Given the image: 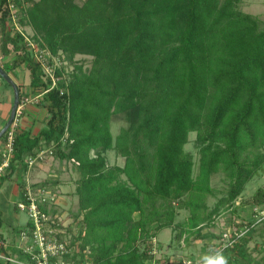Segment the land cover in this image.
<instances>
[{
    "label": "trees",
    "instance_id": "1",
    "mask_svg": "<svg viewBox=\"0 0 264 264\" xmlns=\"http://www.w3.org/2000/svg\"><path fill=\"white\" fill-rule=\"evenodd\" d=\"M241 1L13 0L40 48L70 61L92 57L89 68L75 62L66 81L44 91L49 81L24 36L9 28L7 0H0L1 51L15 52L2 67L8 73L24 64L50 113L36 135L15 134L7 175L24 171L44 146L73 163L74 264H159L152 238L164 228L177 243L183 235L222 238L204 228L264 171V20L242 11ZM115 115L125 125L113 136ZM190 132L196 170L184 148ZM109 150L123 163H110ZM216 173L226 187L209 208ZM249 204L264 211L263 188ZM180 209L185 222L175 220ZM259 223L264 218L242 221L249 229L232 235L230 246L209 243V254L217 247L228 264H264V254L245 258Z\"/></svg>",
    "mask_w": 264,
    "mask_h": 264
},
{
    "label": "built area",
    "instance_id": "2",
    "mask_svg": "<svg viewBox=\"0 0 264 264\" xmlns=\"http://www.w3.org/2000/svg\"><path fill=\"white\" fill-rule=\"evenodd\" d=\"M7 7L10 12L8 26L12 32H20L29 49L32 51L35 60L40 64L43 71L44 80L49 84L44 91L54 88L59 80H67L68 74L74 69L75 58L70 61L63 53L54 55L46 48H40L32 39V32L22 27L18 21V7L13 0H7ZM77 63V62H76ZM60 72V74L57 73ZM63 91H60L62 93ZM35 97L24 96L19 100L14 118L3 134L4 150L0 160V176L5 174L12 158V145L15 134L19 131L20 118L25 105L33 101ZM53 155V148L40 150L34 157H28V165L35 160H44L47 156ZM60 202L57 191L49 184H40L35 187L26 185L22 197L16 203V208L27 215L26 221L18 228L13 241L0 236V263L10 262L14 264H73V254L75 253L67 235L69 224L57 206ZM252 215L256 222L264 218V211L258 206ZM254 225L250 224L252 227ZM249 227L245 224L235 230L230 228L222 232V247L230 246L235 241L234 236H242ZM155 237L152 238L154 243ZM155 249V245L152 247ZM217 250H220L218 248ZM154 251V250H153ZM183 264H197L192 260L182 261Z\"/></svg>",
    "mask_w": 264,
    "mask_h": 264
},
{
    "label": "rangeland",
    "instance_id": "3",
    "mask_svg": "<svg viewBox=\"0 0 264 264\" xmlns=\"http://www.w3.org/2000/svg\"><path fill=\"white\" fill-rule=\"evenodd\" d=\"M83 0H76V2H82ZM264 1V0H259ZM254 11H261L263 9L262 5L254 4ZM240 8L241 4H240ZM256 16V15H255ZM264 20L263 16L259 17ZM29 32H32L30 28H26ZM75 60L77 64H82L84 68H89L91 64V56L77 54L75 55ZM125 125L124 119L120 115H115L111 121V133L115 136L120 127ZM194 132H190L188 135V142L185 144L184 148L186 151L192 153L193 159L195 161V170H196V162H197V153L196 149L193 146ZM107 158L110 163H122L123 158L117 157L112 150L107 152ZM56 163L59 167H63L59 171V178L62 183L67 185L68 189L63 191V195H66V200L61 203V199L59 204V211L65 219V223L69 224L70 230L67 229V235L70 234L69 239L72 240L74 236L78 233L77 221L74 220L73 216L76 215L77 212V198L73 196V187L72 183L75 182V178L78 176L75 168L72 163L60 161ZM211 185L216 188V193L214 196H209L207 198V204L209 208H212L215 204L216 200L222 196L221 191L226 187L225 182L223 181V176L221 173H216L212 175ZM264 189V171L258 173L254 176L246 185L242 193L237 197L231 207L221 208L218 215H215L213 223L211 226H207L204 228V232H209L214 236H219V234L225 229L235 230L238 228L242 221H249L252 219V215L255 213L256 209L255 205H250L249 201L254 192L258 188ZM66 188V187H65ZM60 195V194H58ZM10 194L6 191V188L2 185L0 186V208L3 211V219L5 221V225L11 226L16 223H23L27 219V215L25 212L14 209V204L10 202ZM188 217V213L184 209H180L176 216L177 222H185ZM262 232V233H261ZM173 233H171L170 229H165L162 231L160 237H155V241L153 246L155 245V249L152 248L151 251L154 254V260L158 259L160 261L159 264H183L182 261L192 260L196 262L199 260L201 256L204 254H209L207 250V246L209 243L217 244L220 239L216 237H207L203 240L201 239H193L190 237L188 240L184 239V235L180 238L179 242H173L172 240ZM78 242V241H77ZM76 242V243H77ZM153 243V242H152ZM245 258H253V261L257 258H261L264 254V223H259L251 232L248 240L245 243ZM217 250V247H214ZM75 253H77V257L79 256V247H74ZM154 250V251H153ZM88 249H84L83 253L86 254ZM211 255V254H209ZM226 256V255H225ZM76 257V258H77ZM74 264V263H73Z\"/></svg>",
    "mask_w": 264,
    "mask_h": 264
},
{
    "label": "crops",
    "instance_id": "4",
    "mask_svg": "<svg viewBox=\"0 0 264 264\" xmlns=\"http://www.w3.org/2000/svg\"><path fill=\"white\" fill-rule=\"evenodd\" d=\"M241 7L242 11L250 13L252 15H256L258 17L263 16L264 14V1L259 0H242L241 1ZM254 4L262 5L263 9L261 11H254ZM0 44H1V33H0ZM15 58V52L11 51L9 54L5 55L1 51L0 47V65L4 62H11ZM8 75L12 78V80L15 82L19 89L20 99L24 96H32L35 97V99L29 103H27L23 109V113L20 118V126H19V132L20 131H28L30 135H36L42 128L46 126L47 120L50 117V113L48 110L49 102L45 98V92L40 91L39 89H35L30 85V71L29 69L24 65L21 64L15 69L8 72ZM13 103V89L9 83H7L1 76H0V129L7 121L11 107ZM49 146H44L43 148H48ZM4 150V141L3 138H0V158L1 154ZM34 157V156H33ZM28 158V157H27ZM122 158V157H121ZM60 161L69 162L71 161L67 160H61L54 156H47L44 160H35L32 164L28 165L26 169L23 171L18 168L12 175L8 176L7 173L9 169L7 168L5 171V174L0 176V186H4L6 188V191L10 194V202L14 204V209L18 210L16 208V203L18 200L21 199L23 192L25 191L26 185L30 184L31 186L35 187L40 184H49L54 188L55 191H57L59 198L63 201L66 200V195H63V191L65 189H68L67 185L62 183L59 178V171L63 167H59V165L56 163ZM123 163V161H122ZM120 163V164H122ZM73 165V163H72ZM74 167V166H73ZM60 168V169H59ZM22 172V173H20ZM66 172V170H65ZM78 175V174H77ZM75 182L72 183L73 187V193L76 186V179ZM66 187V188H65ZM77 198L75 194H73ZM139 215L135 214V218H138ZM0 220H1V226H0V236L7 239L9 242L13 241L14 236L23 223H16L15 225L6 226L5 221L3 219V211L0 208ZM165 229L170 228H164L161 231L158 232V236L160 237L162 231ZM171 233L172 230L170 229ZM173 242H176L175 240H172ZM196 262V260H195Z\"/></svg>",
    "mask_w": 264,
    "mask_h": 264
},
{
    "label": "water",
    "instance_id": "5",
    "mask_svg": "<svg viewBox=\"0 0 264 264\" xmlns=\"http://www.w3.org/2000/svg\"><path fill=\"white\" fill-rule=\"evenodd\" d=\"M0 76L7 83H9L13 89V103H12L10 115H9L7 121L5 122V124L0 129V138H1L3 136V134L5 133V131L7 130V128L9 127V125L11 124L13 118H14L15 111H16V108H17L19 100H20V94H19V89H18L17 85L12 80V78L8 75V73L3 69L2 65H0Z\"/></svg>",
    "mask_w": 264,
    "mask_h": 264
},
{
    "label": "clouds",
    "instance_id": "6",
    "mask_svg": "<svg viewBox=\"0 0 264 264\" xmlns=\"http://www.w3.org/2000/svg\"><path fill=\"white\" fill-rule=\"evenodd\" d=\"M211 255L204 254L199 258L197 264H228V259L222 250L212 249Z\"/></svg>",
    "mask_w": 264,
    "mask_h": 264
}]
</instances>
